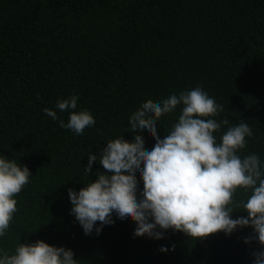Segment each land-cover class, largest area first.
<instances>
[{
	"label": "trees",
	"instance_id": "16d2710c",
	"mask_svg": "<svg viewBox=\"0 0 264 264\" xmlns=\"http://www.w3.org/2000/svg\"><path fill=\"white\" fill-rule=\"evenodd\" d=\"M196 87L223 106L213 118L229 120L217 140L247 123L238 154H257L264 170V0H0V155L32 174L0 249L41 240L71 249L78 264H253L261 248L243 242L251 228L196 240L169 229L155 240L134 237L135 223L113 213V224L86 236L70 214L68 189L104 171L97 162L85 175L88 155L121 135L131 141L128 118L143 102ZM69 95L95 120L82 135L59 127L68 113L55 104ZM180 111L158 120L161 139ZM141 135L151 150L155 141Z\"/></svg>",
	"mask_w": 264,
	"mask_h": 264
},
{
	"label": "clouds",
	"instance_id": "9594fccd",
	"mask_svg": "<svg viewBox=\"0 0 264 264\" xmlns=\"http://www.w3.org/2000/svg\"><path fill=\"white\" fill-rule=\"evenodd\" d=\"M78 100V95H69L58 99L55 107L68 113L67 123L59 120V127L82 135L95 120L88 110H75ZM178 106V120L161 139L158 120ZM222 111L223 106L200 87L157 102H143L128 118L127 132L133 139L126 141L121 135L107 141L98 156L88 155L85 175L97 162L104 171L96 172L95 180L78 192L68 189L70 214L84 235L93 230L99 235L103 226L114 223L113 213L121 221L135 223L134 237L155 240L163 239L169 229L196 240L251 228V235L243 242L260 245L261 250L251 255L253 264H264V170L257 154H238L247 145L246 137L252 135L247 123L227 127L217 140L215 133L229 125L226 118H213ZM43 112L58 120L56 111L44 108ZM141 133L155 141L151 150L145 148ZM30 176L26 166L0 155V237L6 235L18 211L14 197L29 183ZM137 177L143 185L139 192ZM237 190H242L244 198H235ZM233 213L246 215L233 218ZM97 222L100 227H96ZM159 251L169 249L162 246ZM73 256L71 249L37 240L19 243L13 254L0 249V264H78Z\"/></svg>",
	"mask_w": 264,
	"mask_h": 264
}]
</instances>
